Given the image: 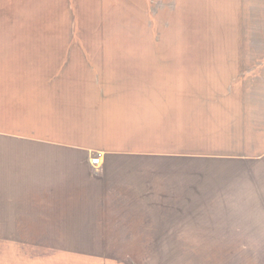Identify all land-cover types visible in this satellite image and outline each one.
<instances>
[{
  "label": "rangeland",
  "instance_id": "obj_1",
  "mask_svg": "<svg viewBox=\"0 0 264 264\" xmlns=\"http://www.w3.org/2000/svg\"><path fill=\"white\" fill-rule=\"evenodd\" d=\"M127 1L64 0L52 11L0 17V30L13 33L0 34V68L14 77L40 73L48 83L55 71L73 70L53 82L63 92H139L152 108V133L120 140L152 148V163L138 164L152 172V207L184 204L189 217L168 228V237L161 225L157 237L110 242L103 241L115 238L103 236L108 228L78 226L50 236L59 241L14 245L53 255L30 260L36 264L243 263L245 244L215 242L196 226L214 209L264 192V50L227 49L240 46L223 43L229 21L198 27L196 18H182L180 0ZM84 117L78 113L77 123ZM165 213L175 212L154 214ZM159 218L153 222H167Z\"/></svg>",
  "mask_w": 264,
  "mask_h": 264
},
{
  "label": "crops",
  "instance_id": "obj_2",
  "mask_svg": "<svg viewBox=\"0 0 264 264\" xmlns=\"http://www.w3.org/2000/svg\"><path fill=\"white\" fill-rule=\"evenodd\" d=\"M63 1L0 0V17L14 18L11 13L16 11H52ZM179 2L182 18H196L198 27L214 26L204 20H228L223 34L231 37L223 43L240 46L227 49L264 50V0ZM0 34L13 33L4 28ZM9 69L0 68V264H36L30 260L53 258L30 254L14 244L59 241L50 236L61 228H108L103 236L115 238L103 241L130 242L152 238L161 225L162 236L168 237V228L188 219L183 213L188 206L182 203L167 210L152 207V172L138 166L152 163V148L120 140L142 129L152 133V108L149 102L142 106L139 92L123 87L100 94L63 92L53 82L73 70L55 71L48 83L46 75L14 77ZM167 107L172 109L168 103ZM78 113L85 116L80 124ZM95 154L100 156L99 167L90 164ZM219 208L203 216L205 224L196 226L197 231L202 228L204 237L215 242L245 244L240 264H264V192ZM157 210L175 213L160 217L154 214ZM156 218L167 222H153ZM23 228L36 230L27 235Z\"/></svg>",
  "mask_w": 264,
  "mask_h": 264
},
{
  "label": "built area",
  "instance_id": "obj_3",
  "mask_svg": "<svg viewBox=\"0 0 264 264\" xmlns=\"http://www.w3.org/2000/svg\"><path fill=\"white\" fill-rule=\"evenodd\" d=\"M90 164L93 167H99L101 164L100 156L99 154H95L91 159H90Z\"/></svg>",
  "mask_w": 264,
  "mask_h": 264
}]
</instances>
